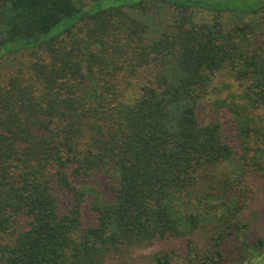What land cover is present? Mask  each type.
Listing matches in <instances>:
<instances>
[{
    "label": "trees",
    "instance_id": "obj_1",
    "mask_svg": "<svg viewBox=\"0 0 264 264\" xmlns=\"http://www.w3.org/2000/svg\"><path fill=\"white\" fill-rule=\"evenodd\" d=\"M252 2L226 27L238 9L211 0H0V264H230L252 175L264 183ZM224 74L234 141L198 113Z\"/></svg>",
    "mask_w": 264,
    "mask_h": 264
},
{
    "label": "rangeland",
    "instance_id": "obj_2",
    "mask_svg": "<svg viewBox=\"0 0 264 264\" xmlns=\"http://www.w3.org/2000/svg\"><path fill=\"white\" fill-rule=\"evenodd\" d=\"M212 2H223L227 3L229 8H237L235 11H225L221 12L220 18L224 24V26L229 27L233 25L235 22L241 23L242 21H249L254 19L257 15L252 13H242L239 10L241 7L248 6L250 3L253 4L254 0H246L243 2H234L229 0H211ZM242 1V0H238ZM200 14L205 18H209L212 13L208 11H201ZM69 20H64L58 25L54 26L47 35H53L59 32ZM257 37L251 36L246 40V45L252 47L254 43H257ZM212 89L214 91L202 99L198 113L201 121H206L208 119L220 120L221 125L225 134V137L229 139V141H234L236 137L237 129L235 126L229 124L222 114L219 112V108L216 107V103L219 104L223 98H230L231 94L238 92L239 88L236 82L232 80L231 77L227 75H219L213 77ZM219 113V114H218ZM237 148V147H235ZM260 177L258 173H254L252 175L253 183L256 182L257 186L253 189L254 191V200L250 201L249 206L246 208L245 214H243L244 220H248L249 224L246 228H244L240 233V238L235 240L230 238V245L225 250L227 256V262L230 264H264V183L260 182ZM208 183H205V180L201 181L197 186V189L193 191L194 194L200 196L203 195L204 192L209 188ZM101 192L108 193V188L105 189L104 185H102ZM249 196V194H248ZM217 201V200H216ZM214 201V203H217ZM220 210L217 212H221ZM243 221V220H241ZM214 221L206 222L205 225H210ZM205 231L204 229L197 230L194 235H192L196 241L202 239L204 237ZM258 239H261V242H257ZM255 246V248L253 247ZM146 251L138 250V256L142 259L146 260V256L143 257L141 253ZM184 254L180 255V259L178 261L179 264H189L184 258Z\"/></svg>",
    "mask_w": 264,
    "mask_h": 264
}]
</instances>
